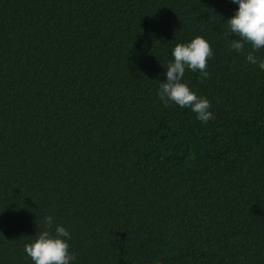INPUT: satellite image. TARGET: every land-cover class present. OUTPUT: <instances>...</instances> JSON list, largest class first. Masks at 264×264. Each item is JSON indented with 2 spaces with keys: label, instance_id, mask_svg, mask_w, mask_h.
<instances>
[{
  "label": "trees",
  "instance_id": "1",
  "mask_svg": "<svg viewBox=\"0 0 264 264\" xmlns=\"http://www.w3.org/2000/svg\"><path fill=\"white\" fill-rule=\"evenodd\" d=\"M232 0H0V264L46 216L71 264H264V70ZM214 118L158 96L177 43ZM264 60V49L256 53Z\"/></svg>",
  "mask_w": 264,
  "mask_h": 264
},
{
  "label": "clouds",
  "instance_id": "2",
  "mask_svg": "<svg viewBox=\"0 0 264 264\" xmlns=\"http://www.w3.org/2000/svg\"><path fill=\"white\" fill-rule=\"evenodd\" d=\"M238 4V11L227 21L229 34L236 39L230 40V48L237 53L244 52L245 45H250L246 54L249 64L258 65L264 70V60L257 57L264 49V0H232ZM213 50L202 36L195 37L190 43H177L172 51L173 62L167 65L166 82L160 83L158 96L167 105L172 102L181 108L188 107L197 119L207 123L214 118L210 111V101L198 96L183 82L186 70L201 73V80L209 77L208 59ZM45 230L38 231L34 239L25 244V252L34 264H71L74 254L69 252L70 233L60 225L53 229L52 216L43 221Z\"/></svg>",
  "mask_w": 264,
  "mask_h": 264
}]
</instances>
